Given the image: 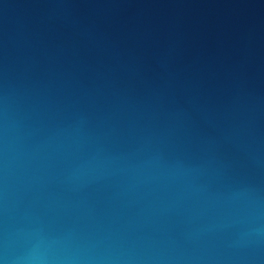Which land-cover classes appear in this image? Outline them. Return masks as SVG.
<instances>
[{
  "label": "water",
  "instance_id": "water-1",
  "mask_svg": "<svg viewBox=\"0 0 264 264\" xmlns=\"http://www.w3.org/2000/svg\"><path fill=\"white\" fill-rule=\"evenodd\" d=\"M0 264H264V0H0Z\"/></svg>",
  "mask_w": 264,
  "mask_h": 264
}]
</instances>
